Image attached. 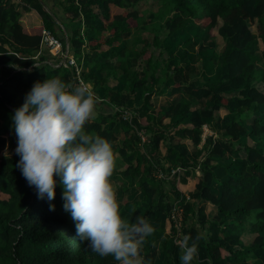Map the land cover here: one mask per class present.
<instances>
[{"label": "trees", "instance_id": "1", "mask_svg": "<svg viewBox=\"0 0 264 264\" xmlns=\"http://www.w3.org/2000/svg\"><path fill=\"white\" fill-rule=\"evenodd\" d=\"M146 1L62 0L65 18L85 25L84 32L73 25L74 32L65 33L70 48L78 60L84 52V62L98 69L81 68L83 79L101 94L95 95L101 110L85 130L113 143L115 169L138 189L132 212L123 218L135 222L143 214L156 229L143 244L144 264H182L181 249L167 233L194 239L198 232L205 238L192 264H264V67L257 64L264 61V0H155L152 8ZM31 7L41 24L22 23ZM45 27L63 39L42 0H0V143H14L12 153L0 157V264H119L76 235L59 177L49 201L16 167L12 117L27 93L47 78L80 82L76 69L57 64L42 44ZM184 27L209 33L218 76L189 77L172 62L164 39ZM121 74L124 86L117 83ZM171 85L181 93L162 112L152 96ZM139 102L146 113L124 117ZM205 118L213 119L218 136L203 139ZM202 141V160L195 162L188 145ZM178 167L194 169L184 179H169ZM111 181L122 211L129 185L115 183L114 176ZM169 188L183 198L180 227Z\"/></svg>", "mask_w": 264, "mask_h": 264}, {"label": "clouds", "instance_id": "2", "mask_svg": "<svg viewBox=\"0 0 264 264\" xmlns=\"http://www.w3.org/2000/svg\"><path fill=\"white\" fill-rule=\"evenodd\" d=\"M97 102L84 81H37L12 117L20 157L16 167L39 198L47 196L49 201L56 197L59 177L64 210L75 222L76 235L94 252L112 256L119 264H144L143 244L156 229L143 214L135 222L121 215L111 181L117 159L113 143L85 130L95 118ZM54 209L52 204L50 210ZM204 238L198 232L194 239H178L182 264L198 257V241Z\"/></svg>", "mask_w": 264, "mask_h": 264}, {"label": "rangeland", "instance_id": "3", "mask_svg": "<svg viewBox=\"0 0 264 264\" xmlns=\"http://www.w3.org/2000/svg\"><path fill=\"white\" fill-rule=\"evenodd\" d=\"M147 5L149 6V8L154 7L157 4V1L155 0H147L146 1ZM147 13L150 12V10L146 11ZM251 23V22H250ZM74 25L76 27H81V31L84 32L85 29V25L83 24L82 20H76L74 21ZM251 26L253 28V30L255 32H257L256 30V23L253 22L251 23ZM190 32L187 30V27L181 29L175 36L174 38H169L166 37L164 39V43H163V47L167 50V54L172 58V62L174 64H178L181 69L182 72L184 74H186L187 76H197L199 74H202L204 76V78L207 80L208 76L211 74H214L216 76H218L220 74V66L217 65L216 63L214 64V61L211 59L212 56V51H213V47L211 46V43L209 42V33L204 29H200L198 30H193L191 27L189 28ZM63 37V42H66L68 40L69 43V48L71 47L69 39L67 38V36L64 35ZM88 38V37H87ZM194 38V39H193ZM54 51V49H52ZM71 53V52H70ZM75 58V63H78L79 65V70L80 73L78 74H82L81 73V68L83 66L84 62V56H81V60H78L77 57L75 55H73ZM56 58H59V64H63L66 68L68 69H73V67L77 70V67L73 64H69V61H66L65 57L63 56H56ZM257 64L260 68L264 67V61L262 59H258L257 60ZM86 67H92L87 65L86 63L84 64ZM216 68H213V67ZM120 77H118V83L121 84L122 86H124L126 78L123 74L119 75ZM92 86V89L95 93V95L97 96H101V94H99L98 90L96 87L93 86V84L91 82H89ZM155 95V94H154ZM164 98V97H163ZM170 98V97H168ZM165 102V98L163 99ZM154 102H157V99H154ZM167 102V99H166ZM140 106V102L134 105H131L127 108V113H129L130 115H135V114H145L146 112L144 110H142L141 108H139ZM101 110V108L96 105V113L95 115H97L99 113V111ZM149 129L147 131L142 130L141 131V135L142 138L147 139L148 135H149ZM151 132V131H150ZM213 134L214 136H218V132L216 131V126L213 122V119L211 118H205V124L203 125V139L207 136V135H211ZM13 147H14V143L9 141L6 144H1L0 143V157L4 156V155H8L10 153H12L13 151ZM203 146H197L193 148V158L195 160V162H201L202 158H201V150H202ZM157 157H160L161 154L158 152L156 154ZM118 158H121L120 155L118 154ZM198 167V166H197ZM237 167V166H232V168ZM185 169L181 168L179 169V171L172 173V175L169 177V179L174 180L175 178H179V179H184L186 176L185 175ZM176 174V176H175ZM114 176V182L115 183H120V184H127L129 185L128 191H126V195L129 196L128 200L124 203V207L121 211V215L122 217L129 215L133 208H134V204L137 198H139V193H138V189L136 188V184L134 183H128L127 180H125L122 175L118 172L117 169L114 170L113 173ZM169 192H170V196L173 200H175V219H177V223L176 226L179 227V221H182V217H183V210L181 208V203H183V198H177L176 193L174 192V190H171L169 188ZM120 202V200H118ZM167 235L170 236V238H172L173 240L178 241V237L174 234H170L167 233ZM165 236L160 235L157 238V241L159 242V244H162L163 242V238ZM160 249V248H159ZM181 251V250H180Z\"/></svg>", "mask_w": 264, "mask_h": 264}, {"label": "crops", "instance_id": "4", "mask_svg": "<svg viewBox=\"0 0 264 264\" xmlns=\"http://www.w3.org/2000/svg\"><path fill=\"white\" fill-rule=\"evenodd\" d=\"M42 2L44 3V7L47 8L48 10H50L54 14L56 22H58L60 24L64 33L68 32V31L70 33L74 32V29H73L74 23L69 22V20H67L65 18L66 16H65L64 11H63L62 0H42ZM21 5L22 4L20 2L19 6H21ZM20 19H21L22 23L26 26H33V25L41 24L43 22L42 16L40 15V13L38 12V10L35 7H31V9L25 10ZM63 21H65L64 24H63ZM187 30L190 32L188 27H187ZM83 35L85 36V38L88 37L84 33H83ZM209 42H210V40H209ZM76 51H77L76 49L70 48V52H71L70 54L71 55H75V53H77ZM82 54H83L82 56L85 55L84 52ZM83 66H84V64H83ZM86 68H87V70L98 71L97 68L88 67V66ZM213 68H216V67L214 66ZM190 77H192V76H190ZM118 85H121V84L118 83ZM171 87H172V85L168 88L167 91H165L162 94L155 93V95L153 94V96H152L153 102H154L155 98L157 99V102H154V105L156 107L161 108L162 112L167 110L173 104V101L176 98V96L181 93V91H178L177 89L172 90ZM163 97L165 98V102L163 100L164 99ZM168 97H170V98H168ZM166 99H167V102H166ZM216 131H217V128H216ZM197 146H203V141L200 143H191L188 145L190 158H193V148L197 147ZM183 169L186 170L185 175H187V174H190L191 172H193L194 167H187V168H183ZM195 170H197V172H199L198 171L199 169H197L196 166H195Z\"/></svg>", "mask_w": 264, "mask_h": 264}, {"label": "built area", "instance_id": "5", "mask_svg": "<svg viewBox=\"0 0 264 264\" xmlns=\"http://www.w3.org/2000/svg\"><path fill=\"white\" fill-rule=\"evenodd\" d=\"M42 44L48 48V50L50 51V53L54 54L55 56H63L65 57L66 61H69V64L73 65L75 63V58L73 55L70 54V48H69V43L68 40L66 42H63L62 38H59L58 36H56L50 29L48 28H43L42 30ZM54 49V51L52 50ZM59 59V58H58ZM59 64V63H57ZM77 67V77L80 81H84L87 84H89L91 86V84L87 81H85L82 77V74H78L80 73L79 70V65L76 62V64H74ZM92 87V86H91ZM132 115H130L129 113H127V109L124 111V117H131ZM179 169H181V167L178 168H174L172 169V173H175L177 171H179ZM199 169V168H197ZM199 171V170H198ZM176 207V206H175ZM175 207H174V215H175ZM182 208V207H181ZM180 225H181V221H179ZM176 223H177V219H176ZM179 225V227H180Z\"/></svg>", "mask_w": 264, "mask_h": 264}]
</instances>
